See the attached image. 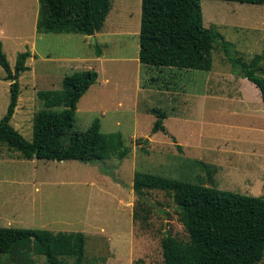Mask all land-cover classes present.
Returning <instances> with one entry per match:
<instances>
[{
	"label": "rangeland",
	"instance_id": "rangeland-1",
	"mask_svg": "<svg viewBox=\"0 0 264 264\" xmlns=\"http://www.w3.org/2000/svg\"><path fill=\"white\" fill-rule=\"evenodd\" d=\"M111 1L101 37L86 43L81 33H47L39 39V0H0V40L10 65L15 69L19 52L32 53L26 60L30 69L19 76L13 126L32 140L34 114L44 107L38 91L61 88L66 74L91 68L99 72L100 82L79 100L74 129L86 130L99 119L103 132H121L131 147L123 159L84 162L27 159L0 144V226L83 231L84 264H163L162 237L172 233L187 240L188 235L178 206L161 190L146 192L148 223L135 220V172L264 195V102L253 82L235 74L222 38L215 44L211 71L181 70L175 77L168 71L164 77L156 68L143 71L142 0ZM201 4L205 25L233 43V56L249 61L264 51V4ZM95 42L104 52L100 60L94 59ZM5 75L0 65V119L10 102L11 80ZM153 77H158L154 86L138 93V80L143 84ZM166 81L169 88H164ZM152 108L166 112L169 134L153 132L157 117ZM1 258L4 264H47L42 255L29 260L5 253ZM66 261L75 264L73 258Z\"/></svg>",
	"mask_w": 264,
	"mask_h": 264
},
{
	"label": "trees",
	"instance_id": "trees-1",
	"mask_svg": "<svg viewBox=\"0 0 264 264\" xmlns=\"http://www.w3.org/2000/svg\"><path fill=\"white\" fill-rule=\"evenodd\" d=\"M233 1L264 4V0ZM39 2L36 22L39 33L89 36L103 28L112 5L111 0ZM219 38L235 74L253 82L264 102V51L249 61L238 54L233 56V43L205 25L201 0L141 1L139 61L143 71L156 68L161 75L168 71L174 77L181 70L211 71L213 50ZM94 46L100 56L101 46L96 42ZM30 56L29 50L19 52L13 69L0 40V65L6 72L4 79L11 80L10 102L0 119V144L20 151L27 159L92 162L112 156L127 157L131 147L125 144L123 134L103 132L99 119L86 130L74 129L79 100L98 78L95 69L75 70L63 77L61 88L38 91L44 107L34 114L32 140H27L13 126L11 120L20 95L19 76L30 69L26 64ZM157 80L158 77L146 78L141 86H154ZM168 84L166 81L164 88H169ZM151 112L157 117L153 132L169 134L164 123L166 112L160 108H152ZM178 147L181 149L180 144ZM133 187L138 196L134 218L143 224L148 223L151 214L146 198L149 190L164 191L179 208L188 239L165 234L161 239L163 264H258L264 260V195L238 193L140 170L134 174ZM85 249L83 231L0 226V264H4L1 256L5 253L29 260L32 255H42L47 264H68L66 258L84 264Z\"/></svg>",
	"mask_w": 264,
	"mask_h": 264
},
{
	"label": "crops",
	"instance_id": "crops-1",
	"mask_svg": "<svg viewBox=\"0 0 264 264\" xmlns=\"http://www.w3.org/2000/svg\"><path fill=\"white\" fill-rule=\"evenodd\" d=\"M37 18H38V15H37ZM37 18H36V22H37ZM47 33H39L38 31H37V35H38V38L39 39H41L42 38V36L43 35H46ZM85 37V42L87 43L88 42V40L87 39H91L92 38V36H89V35H84ZM94 37L95 38H97V39H99L100 37H101V31H98V32H96L95 34H94ZM34 46H35V48H33V50H34V55L35 56H37L38 55V48H37V46H38V44H37V42L34 44ZM36 51V52H35ZM103 55H104V52L102 51V53H101V55L100 56H98L97 54H95L94 55V59H96V60H100V59H102L103 58ZM48 72L46 71L45 72V74L42 76L43 78H45V77H47L48 76ZM243 78V77H242ZM100 74H99V72H98V78H97V80L90 86V88H92L93 86H95V84H97V83H99L100 81ZM249 80V79H248ZM255 85V84H254ZM257 87V86H256ZM90 88H89V90H90ZM136 88H137V92L139 93V92H145L146 91V88H144V87H142L141 86V82H140V79L138 80V82H137V84H136ZM258 88V87H257ZM88 90V91H89ZM258 90H259V88H258ZM88 91L83 95V96H86V94L88 93ZM259 92H260V90H259ZM260 94H261V92H260ZM82 96V97H83ZM261 99H262V96L260 95L259 96ZM137 101V100H136ZM118 104L119 105H121L122 104V101L121 100H119V102H118ZM137 106H138V103H137ZM77 109H78V107H77Z\"/></svg>",
	"mask_w": 264,
	"mask_h": 264
},
{
	"label": "water",
	"instance_id": "water-1",
	"mask_svg": "<svg viewBox=\"0 0 264 264\" xmlns=\"http://www.w3.org/2000/svg\"><path fill=\"white\" fill-rule=\"evenodd\" d=\"M92 38L94 39L95 37H94V35H92ZM16 80V79H15Z\"/></svg>",
	"mask_w": 264,
	"mask_h": 264
}]
</instances>
